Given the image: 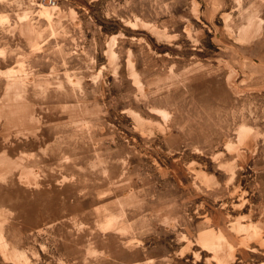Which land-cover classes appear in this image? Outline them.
<instances>
[{
    "label": "rangeland",
    "instance_id": "1",
    "mask_svg": "<svg viewBox=\"0 0 264 264\" xmlns=\"http://www.w3.org/2000/svg\"><path fill=\"white\" fill-rule=\"evenodd\" d=\"M0 264H264V0H0Z\"/></svg>",
    "mask_w": 264,
    "mask_h": 264
},
{
    "label": "built area",
    "instance_id": "2",
    "mask_svg": "<svg viewBox=\"0 0 264 264\" xmlns=\"http://www.w3.org/2000/svg\"><path fill=\"white\" fill-rule=\"evenodd\" d=\"M49 1H51V0H49Z\"/></svg>",
    "mask_w": 264,
    "mask_h": 264
}]
</instances>
